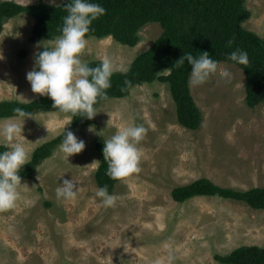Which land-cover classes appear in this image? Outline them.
<instances>
[{"label": "rangeland", "instance_id": "obj_1", "mask_svg": "<svg viewBox=\"0 0 264 264\" xmlns=\"http://www.w3.org/2000/svg\"><path fill=\"white\" fill-rule=\"evenodd\" d=\"M43 1L56 5L64 0ZM245 5L251 15L243 26L264 39V0H245ZM32 23L30 15L20 13L0 32V101L40 96L32 92L26 74L43 48H37V42L52 47L54 40L28 41ZM161 31L157 22L147 23L135 46L110 36L85 37L81 58H110L114 71H125ZM220 69L228 70L230 79L221 78ZM190 90L202 112L197 130L177 122L168 85L158 80L101 102L95 123L73 132L85 142L84 150L68 160L57 147L37 167L34 178L21 179L15 207L0 211V264H223L216 254L242 245L264 247V209L217 195L183 202L171 197L174 187L203 177L238 190L264 187V101L253 108L245 103L242 69L219 62L217 73ZM7 119L0 118V123ZM20 123L23 136L17 139L30 156L36 146L66 130L70 118L42 111ZM128 123L147 129L138 145L141 170L118 180L111 193L118 199L106 208L95 195L99 156L94 144ZM71 178L79 186L77 196L57 199L55 189Z\"/></svg>", "mask_w": 264, "mask_h": 264}, {"label": "trees", "instance_id": "obj_2", "mask_svg": "<svg viewBox=\"0 0 264 264\" xmlns=\"http://www.w3.org/2000/svg\"><path fill=\"white\" fill-rule=\"evenodd\" d=\"M64 0L56 5L43 0L21 4L15 0H0V32L5 22L20 13L33 18L28 41L36 42L40 38L55 40L61 33L63 19L67 15ZM106 9V14L93 21L86 37L104 38L135 46L140 41L139 30L147 23L157 22L161 26L160 35L143 52L136 55L125 71H114L110 78L111 87L107 89L106 100H100L94 107L112 98L129 95L130 90L143 83L155 80L167 83L171 98L175 104L177 122L190 130H197L202 122V112L196 104L189 86L190 65L187 61L177 66L184 53L199 56L209 52L212 59L234 64L242 69L245 77V103L255 107L264 101V39L255 32L246 29L243 23L251 12L245 0H90ZM229 40L234 41L228 46ZM248 53L249 63L241 65L232 62L228 56L235 49ZM39 51H43L41 48ZM25 51H22L24 53ZM24 55V54H22ZM101 60L88 61L91 67L99 65ZM168 70L167 73H163ZM125 80L131 86H125ZM123 89V90H122ZM53 101L46 95H40L29 101L5 99L0 101V118L14 117L13 109L20 107L34 114L37 112H60L52 108ZM63 113V112H61ZM70 118L66 131L79 126L95 123L81 115ZM63 131L53 138L39 144L31 152L29 163L22 166L21 179L34 178L37 167L49 158L61 144ZM104 140H96L94 148L99 156V164L94 172L98 187L108 186L111 194L118 180L111 179L105 173L107 163L102 149ZM0 146V152L5 151ZM217 195L225 199L242 201L254 209H264V187H251L238 190L217 185L209 178L203 177L171 190V197L176 202H183L193 196ZM49 204V203H47ZM215 259L223 264H264V247L242 245Z\"/></svg>", "mask_w": 264, "mask_h": 264}, {"label": "clouds", "instance_id": "obj_3", "mask_svg": "<svg viewBox=\"0 0 264 264\" xmlns=\"http://www.w3.org/2000/svg\"><path fill=\"white\" fill-rule=\"evenodd\" d=\"M64 7L67 15L59 29L61 34L53 41L52 47L46 46L45 42H37V48L43 47V51L35 53L34 67L26 74V79L33 93L46 95L53 101L52 108L91 120L97 114L94 106L108 98L106 90L111 87L110 78L114 66L110 58H104L98 66L91 67L81 57L87 47L86 34L93 21L106 14V9L90 0H69ZM233 43L232 40L227 42L228 46ZM228 59L241 65L249 63L248 53L239 48L232 51ZM185 61L191 68L188 81L190 87L204 84L218 71L219 61L212 59L207 51L201 52L199 56L184 53L175 63L182 66ZM219 75L221 78L231 77L226 69H220ZM124 83L126 87L131 86L130 80ZM13 112L14 117L0 123V138L8 149L0 152V211L15 207L22 186L19 172L30 159L25 144L17 138L23 136L20 122L24 123L32 114L20 107L14 108ZM89 131H93V128L90 127ZM146 134L147 129L143 125L128 123L104 140L102 152L108 166L105 173L107 176L119 180L140 172L141 151L138 145ZM58 147L68 159L82 152L85 142L64 128L63 139ZM78 192L79 186L72 178L63 179L55 189L57 199L63 200H72ZM95 195L106 208L115 206L118 199L109 194L107 185L99 187Z\"/></svg>", "mask_w": 264, "mask_h": 264}]
</instances>
